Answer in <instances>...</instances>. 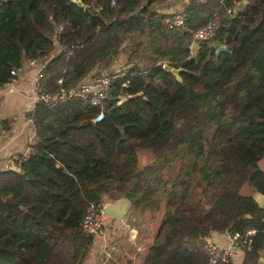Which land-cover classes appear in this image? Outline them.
Listing matches in <instances>:
<instances>
[{
  "label": "trees",
  "instance_id": "16d2710c",
  "mask_svg": "<svg viewBox=\"0 0 264 264\" xmlns=\"http://www.w3.org/2000/svg\"><path fill=\"white\" fill-rule=\"evenodd\" d=\"M79 1L0 0V85L31 58H45L41 89L117 63L100 106L71 97L25 112L33 139L17 169L0 170V264H86L96 235L81 217L120 196L144 223L162 211L140 264H210L204 236L248 226L256 231L242 264H255L264 245V208L252 195L264 194V0H187L179 26L157 11L164 0ZM214 15L212 36L190 49L192 30Z\"/></svg>",
  "mask_w": 264,
  "mask_h": 264
},
{
  "label": "crops",
  "instance_id": "0c3cea01",
  "mask_svg": "<svg viewBox=\"0 0 264 264\" xmlns=\"http://www.w3.org/2000/svg\"><path fill=\"white\" fill-rule=\"evenodd\" d=\"M184 1L164 0L156 5V9L172 12L181 8ZM52 53L50 52L49 55H52ZM43 59L45 61V58ZM37 67L38 65L33 66L25 62L16 70L11 80L0 85V122L8 120L7 129L3 128L0 123V170L17 169L16 156L24 153L27 150V144L33 139L31 119L25 115V112L31 109L35 103L34 89ZM252 195L255 197L257 192ZM129 208L130 204L121 218L104 216L102 226L104 232H102V235L97 234L95 237L94 244L98 248L97 251L100 252L102 239L106 240V243L112 242L113 245L115 244L114 246L118 245L119 247L118 252L114 253L109 259L103 260L104 264H140L141 252L135 250L132 244L135 246L147 245L148 240H152V235L155 234L148 222H142L138 214ZM107 234H109V237ZM207 237L222 246L229 245L222 231L211 230ZM114 239H117V241ZM142 240H146L147 243H141ZM243 257L242 247H231V264H242ZM255 264H264V245L258 250Z\"/></svg>",
  "mask_w": 264,
  "mask_h": 264
},
{
  "label": "built area",
  "instance_id": "2783aa9c",
  "mask_svg": "<svg viewBox=\"0 0 264 264\" xmlns=\"http://www.w3.org/2000/svg\"><path fill=\"white\" fill-rule=\"evenodd\" d=\"M113 2V0H111ZM187 2L185 0L183 5ZM241 6L243 5L240 3ZM182 5V7H183ZM238 5V3H237ZM89 6V5H87ZM182 7L177 9L174 12L167 13L168 16L165 17V21L170 25L179 26L183 20L182 16ZM236 8L240 6H235ZM236 10V9H235ZM226 12L229 14L232 13V10L226 9ZM214 15L212 19L205 22L203 25L197 26L191 32V41L190 49L196 48V42L199 40L206 39L213 34V27L215 25ZM55 46L58 50H63L69 53L72 50V43L65 44L63 42L55 41ZM27 64L29 65H38L35 71V89H34V98L35 102H41L44 105L55 104L58 102H63L71 97H79L81 99H86L91 105L100 106L105 92L108 89V84L110 81V76L106 70L101 66V64L96 65V69L90 70L85 77L78 80L72 86H61V77L55 78V84L57 85L55 89L50 87L41 89L39 87V81L43 76V71L41 67L45 63L43 58H31L28 59ZM17 70V69H16ZM15 69H11L9 72L11 75L16 73ZM103 116L101 109L94 115L91 121L96 122L100 120ZM24 156V153L22 154ZM24 158V157H22ZM104 214L101 209H97L92 204H89L80 220V227L86 232L92 234L102 235L101 227L104 224ZM256 228L253 226H248L245 229L239 230H230L223 229L222 232L226 236L228 244L227 246H222L212 240H210L207 235L204 236L203 247L209 255L210 264H231V247H249L252 241V235L255 233ZM115 245V244H114ZM112 242L106 243V240L102 239L100 242V252L103 254V257L109 258L114 253L118 252V245L114 246ZM123 246V245H122ZM129 246V245H124ZM135 250H139L140 246H135L132 244Z\"/></svg>",
  "mask_w": 264,
  "mask_h": 264
},
{
  "label": "water",
  "instance_id": "95a60500",
  "mask_svg": "<svg viewBox=\"0 0 264 264\" xmlns=\"http://www.w3.org/2000/svg\"><path fill=\"white\" fill-rule=\"evenodd\" d=\"M74 1L78 6H81V2L79 0H74ZM223 49L224 47L220 45L216 47V51H220ZM163 67L169 70L171 73H173L176 78L178 77L179 68H173L165 64H163ZM254 199L260 207L264 208V194L257 193ZM129 204L130 202L127 197L120 196L113 200H106L105 202L101 204L100 209L102 213L106 216H110L114 218H121L127 211Z\"/></svg>",
  "mask_w": 264,
  "mask_h": 264
},
{
  "label": "rangeland",
  "instance_id": "374dc122",
  "mask_svg": "<svg viewBox=\"0 0 264 264\" xmlns=\"http://www.w3.org/2000/svg\"><path fill=\"white\" fill-rule=\"evenodd\" d=\"M236 6H241V4H238V5H236ZM235 9H237L236 7H235ZM176 10V9H175ZM175 10H173L172 12H174ZM157 11H159V12H164V13H171V11L170 12H165V11H160V10H157ZM123 57H124V55H123V53L121 52V54H120V57H119V60H118V63L119 62H122V60H123ZM117 63H115V65H113V67H108V68H106L105 70L107 71V72H110L111 70V68H113L112 70H116V68H117ZM151 157V152H150V150H147L146 152L145 151H139V160H140V162H144L145 160H147V159H149ZM254 192H252V194H253ZM161 213H162V211H161V209L160 210H158V211H156V213H155V215H156V217L154 218V219H152V220H150L149 222H148V224L151 226V228L153 229V231H156V228H157V225H158V222H159V219H160V215H161ZM147 224V225H148ZM104 228V227H103ZM103 228L101 227V231L102 232H104L103 231ZM154 235L155 234H153L152 235V239H153V237H154ZM107 236L109 237V234H107ZM96 237V236H95ZM115 241H117V239H114ZM148 241H150V239L148 240ZM147 243V241L145 240V241H143L142 240V242L141 243ZM95 245V244H94ZM92 246V248L90 249V253H89V256H88V258L86 259V264H104L103 263V260H106V259H109V258H105L104 259V257H103V254L101 253V252H98L97 251V246L95 245V246ZM145 244L144 245H140V249L138 250V252H141V251H143V249L145 248Z\"/></svg>",
  "mask_w": 264,
  "mask_h": 264
}]
</instances>
